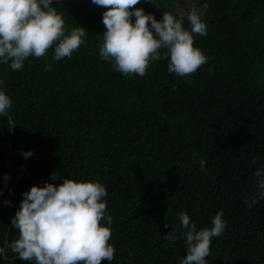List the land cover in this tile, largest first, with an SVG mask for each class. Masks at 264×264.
Instances as JSON below:
<instances>
[{"label": "trees", "instance_id": "obj_1", "mask_svg": "<svg viewBox=\"0 0 264 264\" xmlns=\"http://www.w3.org/2000/svg\"><path fill=\"white\" fill-rule=\"evenodd\" d=\"M203 2L135 7L157 20L172 12L189 28L187 12ZM207 3L208 34L194 41L207 63L189 77L169 73L165 59L144 77L116 72L99 56L105 9L91 0L53 3L66 27L88 32L70 59L54 62L50 49L19 71L0 64L13 101L0 116V264H29L8 250L22 194L65 178L106 186L111 264H179L186 255L179 214L199 230L221 210L227 227L213 239L207 264H264V201L251 209L245 203L256 191L254 170L264 167V0Z\"/></svg>", "mask_w": 264, "mask_h": 264}, {"label": "clouds", "instance_id": "obj_2", "mask_svg": "<svg viewBox=\"0 0 264 264\" xmlns=\"http://www.w3.org/2000/svg\"><path fill=\"white\" fill-rule=\"evenodd\" d=\"M91 2L105 9L99 56L123 76L144 77L152 63L165 59L169 73L189 77L207 63L203 51L194 46L197 35L208 34L203 19L209 8L207 0L190 7L189 28L172 12H163L157 20L153 14L135 7L141 0ZM59 9L53 6V0H0V64L19 71L29 58L46 57L50 49L54 62L70 59L85 43L88 32L80 26L66 27ZM51 66L47 64L45 70H51ZM4 85L5 81L0 79V116L8 115L13 106ZM21 155L30 158L32 152L24 151ZM198 155L193 153L194 157ZM256 162L254 157L252 163ZM199 164L200 170L206 172L207 161L200 158ZM253 175L256 191L245 198L249 209L264 201V167L255 169ZM51 179L60 178L52 173ZM61 181L55 186L47 182L43 186L33 185L22 194L11 219L12 226L19 230L18 237L8 244V250L29 264H101V261L111 264L116 249L109 243L113 217L107 210L106 186L99 181L68 178ZM223 215L222 210L218 211L211 219V227L198 230L186 212L179 214L186 245V255L179 264H207L213 239L221 237L227 227ZM179 238L167 236L173 242ZM5 251L0 247V255Z\"/></svg>", "mask_w": 264, "mask_h": 264}, {"label": "water", "instance_id": "obj_3", "mask_svg": "<svg viewBox=\"0 0 264 264\" xmlns=\"http://www.w3.org/2000/svg\"><path fill=\"white\" fill-rule=\"evenodd\" d=\"M67 1H69V0H59V2H67ZM54 2H57V0H53V3Z\"/></svg>", "mask_w": 264, "mask_h": 264}]
</instances>
